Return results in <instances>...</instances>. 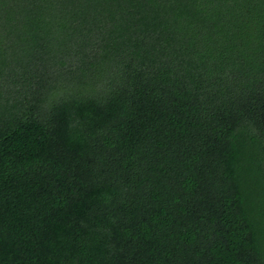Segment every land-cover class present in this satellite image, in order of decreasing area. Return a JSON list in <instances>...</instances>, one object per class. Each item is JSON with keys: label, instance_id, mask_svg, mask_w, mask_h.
Returning <instances> with one entry per match:
<instances>
[{"label": "trees", "instance_id": "trees-1", "mask_svg": "<svg viewBox=\"0 0 264 264\" xmlns=\"http://www.w3.org/2000/svg\"><path fill=\"white\" fill-rule=\"evenodd\" d=\"M0 264H264V0H0Z\"/></svg>", "mask_w": 264, "mask_h": 264}]
</instances>
